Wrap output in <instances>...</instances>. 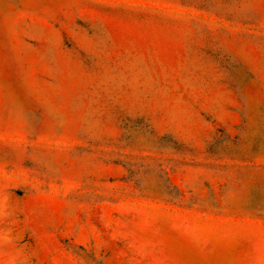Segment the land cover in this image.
Returning a JSON list of instances; mask_svg holds the SVG:
<instances>
[{"label": "rangeland", "instance_id": "374dc122", "mask_svg": "<svg viewBox=\"0 0 264 264\" xmlns=\"http://www.w3.org/2000/svg\"><path fill=\"white\" fill-rule=\"evenodd\" d=\"M0 264H264V0H0Z\"/></svg>", "mask_w": 264, "mask_h": 264}]
</instances>
